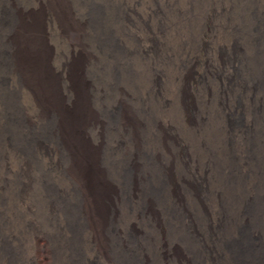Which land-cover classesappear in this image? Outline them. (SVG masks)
<instances>
[{
    "label": "bare ground",
    "instance_id": "6f19581e",
    "mask_svg": "<svg viewBox=\"0 0 264 264\" xmlns=\"http://www.w3.org/2000/svg\"><path fill=\"white\" fill-rule=\"evenodd\" d=\"M69 3L0 7V67L27 98L25 108L0 100V216L12 222L0 221V264H15L8 244L21 235L24 264H264V78L238 77L241 47L221 6L175 3L172 48L160 58V5L132 4L124 23L146 80L134 107L123 90L103 108L86 74L103 38ZM253 57L264 71V43ZM34 156L62 180L46 202L51 234L33 219Z\"/></svg>",
    "mask_w": 264,
    "mask_h": 264
},
{
    "label": "rangeland",
    "instance_id": "374dc122",
    "mask_svg": "<svg viewBox=\"0 0 264 264\" xmlns=\"http://www.w3.org/2000/svg\"><path fill=\"white\" fill-rule=\"evenodd\" d=\"M148 1H151V2H153L155 4L157 3L158 5L157 4L156 5L158 7L160 5V7H159L160 14L162 13L160 15V20H161V22L162 21L163 22H162V26H160L161 28L159 27L160 28L159 31H161L162 29H164V30H162L160 32L159 36H158L157 32L155 34V36H156L155 37V44H156V46L158 48V52L161 55V52H163V53L166 52V50H167L166 47L172 48V43H173L172 39L173 38H171V37H172V34H173V30H171V28H173L172 27L173 24L171 25V23H170V20H172V12L174 10L173 9L174 7H172V6H175L177 4L178 6L181 7V5H182L184 0H175V1L174 0H130V1L129 0H118V1L117 0H69V2H70L69 4H70L71 9L75 12V14L79 18H83V17L90 18V17H93V20H94V23H95L94 24L95 28L93 30H91L92 32H94V34L92 33V35L98 34L99 36H101L103 38V43H102V46H101V50H99V52L97 53V61L92 66H90L88 72L86 73L88 78H89L90 83L92 84V86L96 85L95 88L94 87L93 88H94L95 91L98 90L97 95L99 94L98 95L99 97L98 96L97 97L99 98V103H100V105L103 108H108L111 104H113L116 101V99L118 98L117 95L119 94V92L121 93V92H123V90L128 96H130L129 99H126L128 101L127 103L129 105H131V107L132 106L134 107L135 105H137L136 99H137L138 96H140V91H142L143 83L146 80V78H144L146 76V72L144 71V65H143L142 61L139 60V58L137 56H135L133 51H132V48H131V45H132L131 44L132 34L130 33L129 29H127L128 27H126V25L124 23V19H125V16H126L125 14L126 13L128 14L127 9L130 8L132 4H136L135 7L137 9H139L140 5L142 6V4H144L145 2H148ZM186 1L189 3V5H190L189 9L193 13L196 10H200L202 8V5H204L203 3H201V1H203V0H194V1L193 0H186ZM205 1L207 3H209V1L212 2L213 6H214V9H216V8L218 9V7L221 6L222 13H223V15H226L228 24L231 25V23H232V25H231L232 30H233L232 32L235 35L237 46L241 47L240 50L242 52V58H240V62L238 63V66H237L238 67V71H239L238 72V77L239 78H243V79H248V78H254V79L255 78H257V79L259 78L260 79V78H264V71L261 72V70H262L261 67L262 66L260 65L262 63V61L260 59L262 57H260V54H261L262 45L264 43V36H263L264 35V28H263L264 27V19H263L264 18L263 17L264 16V0H251V1H248V0H231V1L230 0H205ZM11 2L15 6H18V5H19V7L22 6L21 8L26 7L27 4H28V6L32 4V0H20V1L19 0H0V7L4 6L6 8L8 6V7L11 8V6L9 5V3H11ZM20 2L21 3L23 2V3L21 4ZM216 2H218V3H216ZM90 3H92V4H90ZM236 5H237V7H236ZM163 6H165V7H163ZM241 6H242V8H241ZM114 8H116V9H114ZM120 12H121L122 15L120 14ZM113 20H114V22H113ZM116 20H118L120 22V24ZM107 21L109 22V26H107L108 25ZM112 22H113V24H112ZM47 25H48V23H45V29L48 28ZM248 29H250V30H248ZM163 31H166V32H163ZM245 31H247V33ZM3 32H4V30L2 28H0V51L3 48H5L4 43L2 42V34H3ZM48 33H50V34L47 37V41H48V44L51 47L50 64L55 69L57 67V62H56V59H55V51L57 50V47H58V41H57L56 36L52 35V32H48ZM167 35L169 36L168 39H171V40H166ZM123 40H124V43L122 42L123 44H119ZM261 41H262V43H261ZM254 42H255V44H254ZM107 43H108V45H107ZM123 45H124V47H123ZM255 45H257V46H255ZM252 50L254 51L253 54H251ZM124 51H126V52H124ZM257 51H258V54H259L260 58L256 59V58L253 57V55L255 53H257ZM163 53H162V55H163ZM162 55L159 56V57L162 58L163 57ZM251 58H252V60H251ZM104 59L105 60L107 59V60L105 61ZM125 59H127V60H125ZM127 61H129V64H126V63H128ZM160 61L162 62V60H160ZM122 63H124V65ZM130 64H132V65L130 66ZM242 64H243V66H242ZM119 65H120V68H118ZM134 66H136V67H134ZM248 66H250V67H248ZM247 68L250 69V70H248ZM130 69H131V71H130ZM133 69H135V70H133ZM256 69H257L258 73L256 72ZM246 70H248V71H246ZM133 72H136V73H133ZM131 73L135 74V75H132ZM139 74L142 75L143 77H141ZM132 76L133 77L135 76V77L133 78ZM245 77H247V78H245ZM67 78H69L68 74H67ZM129 78H130V80H129ZM136 78H137V80H136ZM0 80L4 81V85H0V100L3 99L2 101L7 103V102H9V100H11V98H13L16 101V105L18 107L25 108L26 107V102H27L26 95L20 89H17V90H15L13 92V90L10 88V86H11V82L10 81H12V80H11V76H10V73H9L7 68L0 67ZM92 81H94V82L92 83ZM159 81H160V85L161 86L165 85V78H163V76L159 75ZM60 84H61V82H60ZM115 84H116V86H115ZM130 86H132V87H130ZM96 87H97V89H96ZM163 88H165V87H163ZM7 91H9V93L11 95L9 93H7ZM102 92L104 93V95H103ZM5 96H6V98H5ZM16 97H17V99H16ZM107 98H109V99H107ZM194 100L196 101V98ZM8 125H10V124H6L5 125V129L9 133L11 132L10 136H11V138L14 141L15 133H13L14 132L13 129H12L13 126L12 125L8 126ZM7 129H9V130H7ZM38 134H39V136L42 137V139L44 141H46L48 143L51 141L50 133H49V129L48 128L40 127L38 129ZM109 136H110V134H109ZM110 158H111V156L109 157V161H111ZM37 159L39 160L38 162L36 161ZM40 160L41 159H39V157H35V156L32 159V161H34V162L32 164L33 165L32 166V170L33 171L31 173L32 174L34 173V174L32 175L33 179H32V182H31V185H32L31 186V191L33 190L32 193L34 192L32 194V196H33V199H34V206H35L34 215H33L34 218L33 219L36 222V224L37 223L41 224V225L37 224V226L39 228H41L44 232H46L48 234H51L53 232V226H52L53 224H49V223H53L54 221H56L57 218L55 219V218L50 217V215L47 212V203L46 202H47L48 199L50 201L51 200H53V201L56 200L57 193H55V189L57 187L58 188L61 187L62 180L58 178L56 172L54 170H52V168H50L49 166H46L45 163L42 160L41 161ZM34 166H35V168H34ZM39 170H40V172H39ZM37 171H38V173H37ZM37 174L38 175L40 174L38 176L40 179L39 178L37 179ZM47 181H49L50 183L47 182ZM46 183H47V185H46ZM50 185L52 186V188H50L51 187ZM47 187H49V188H47ZM37 190H39V191L37 192ZM41 190H44V192L41 191ZM38 196H39V198L41 197V199H39ZM67 199H68L67 203H69L70 199L68 198V196H67ZM46 216H47V218H46ZM40 217H41V219H40ZM8 218L9 217L6 216V213L2 214L0 216V221L2 222L1 226H3V228L10 227V225L12 224V222L9 221L10 218L9 219ZM42 218H43L44 221H42ZM36 220H38V221H36ZM46 223H48L49 225L46 224ZM42 224H44V225H42ZM80 235H81V232H80ZM18 239H19V245H18V243L15 240L9 241L8 245L13 249L14 256H16L15 259H14L15 264H20V263L24 264L23 259H24V256H25L26 252H27V249H26V241H27L26 239L27 238H26L25 235H21V236H18Z\"/></svg>",
    "mask_w": 264,
    "mask_h": 264
}]
</instances>
